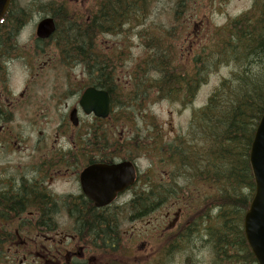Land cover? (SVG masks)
<instances>
[{"label": "flooded vegetation", "instance_id": "af4514ba", "mask_svg": "<svg viewBox=\"0 0 264 264\" xmlns=\"http://www.w3.org/2000/svg\"><path fill=\"white\" fill-rule=\"evenodd\" d=\"M55 1L60 13L73 10L76 19L87 21L107 4ZM14 10H20L22 23L0 22V264H173L174 236L194 223L185 226L193 209L177 205L175 211L174 202L158 200L157 160L126 150L122 133H108L110 118L88 114L80 106L85 89L92 86L87 73L61 71L65 76L55 77L47 97L43 85L51 72L42 69L62 61L60 41L54 34L37 37L38 24L30 33L26 21L31 9ZM46 17L56 23L53 7L39 21ZM46 45L51 50L42 48ZM12 63L25 74L23 86L10 77ZM74 110L78 125L71 119ZM95 120L105 122L106 134L92 133ZM141 158L149 160L148 166ZM124 162L133 165L135 181L108 203L93 199L82 182L84 170ZM147 171L146 181L142 173ZM148 191L151 197L143 198Z\"/></svg>", "mask_w": 264, "mask_h": 264}, {"label": "trees", "instance_id": "16d2710c", "mask_svg": "<svg viewBox=\"0 0 264 264\" xmlns=\"http://www.w3.org/2000/svg\"><path fill=\"white\" fill-rule=\"evenodd\" d=\"M148 2L107 0L91 21L76 19L73 10L60 13L52 5L53 37L60 41L62 62L81 67L88 85L110 94L109 134H124L122 118L133 122L137 135L144 132L145 148L151 155L157 151L169 170L157 173L156 198L193 209L185 226L189 220L194 223L173 239V251L179 245L181 255L192 258L190 246L197 241L211 248L218 262L257 264L245 237L244 216L255 193L250 150L264 112V0H254L249 10L216 27L198 48L184 50L177 41L156 43L149 36L145 55L126 67L122 48L107 54L95 41L101 34L123 31L125 23L134 28L132 22L142 21ZM14 8L12 3L1 22L22 23L20 10ZM224 66L231 67L230 77L220 81L204 106L194 109L184 135L166 142L155 118H149L148 105L162 99L193 104L201 86ZM139 121L146 123L143 132ZM92 133L106 134L105 122L95 120ZM142 197L150 198V191ZM189 200L193 203L186 204ZM185 261L184 254L180 264Z\"/></svg>", "mask_w": 264, "mask_h": 264}, {"label": "rangeland", "instance_id": "374dc122", "mask_svg": "<svg viewBox=\"0 0 264 264\" xmlns=\"http://www.w3.org/2000/svg\"><path fill=\"white\" fill-rule=\"evenodd\" d=\"M55 0H13L15 9L17 8H29L31 14L28 15V30H31L39 22V18L44 10L50 9L55 4ZM143 2H141L142 4ZM254 0H149L147 3V10L144 12L142 21H134L125 23L123 31L117 33H106L105 35H99L96 39V44L102 46L105 53L122 48L124 52V59L127 63L126 67H132L134 63L142 58L146 53L145 42L149 36H154L155 42H163V40L171 39L177 41L178 46H182L183 49L190 48L191 45L198 48L205 40L207 35L218 26H222L227 23L231 18L238 16L244 11H247L253 5ZM140 4V6H141ZM187 22V27H185ZM102 39V43L99 41ZM148 46V44L146 45ZM45 50H51V46L46 45ZM31 53L33 52L32 46L29 48ZM49 58H45L47 60ZM43 60V61H44ZM42 61V63H43ZM57 65V67H56ZM10 77L17 83L18 86H23L25 74L22 72L19 64H11ZM46 73L51 72V80L43 85L47 91V97L49 96L52 87L55 84V77L65 76L61 71H73L77 74L81 73V67L76 65L67 64L62 61L54 62L50 69H42ZM232 69L231 67H221L218 71L214 72L209 80L201 86L198 91V95L193 104L187 107L183 106L181 102H175L169 99H162L160 101L152 102L148 105L147 110L149 118H155V123L159 127V131L162 136L165 137L166 142L172 141L179 135H184V132L189 128L191 119L193 117L194 109L204 106L208 100V97L213 93L216 87L219 85L223 78L230 77ZM231 72V73H230ZM57 73H60L57 75ZM74 75V74H73ZM75 76V75H74ZM41 78V75L39 76ZM44 82L48 81V75H45ZM121 77H124L122 75ZM41 79L37 80L40 81ZM38 83V82H37ZM73 101H69L72 104ZM66 108V105H65ZM64 109V103H62L61 110ZM56 109L51 110L52 114ZM124 125V137L125 140L131 137L133 142L126 143V150H134L141 156H150L157 160L158 163V176L169 171L157 157V151L151 155L145 148L144 142V130L145 122L139 121L142 126V132L140 135L136 133V127L133 126V122L122 118L119 122ZM109 124V123H108ZM106 125V124H105ZM118 131L120 130L117 129ZM157 128L154 130L156 131ZM118 133V132H117ZM146 153L145 154H143ZM144 166H148L149 160L147 158H141ZM151 172H143L142 177L145 179ZM147 181V179H145ZM210 202V201H208ZM175 205V207H174ZM177 203L173 204L174 210L177 209ZM217 210V209H216ZM176 211V210H175ZM218 211V210H217ZM176 238V236H174ZM180 238L177 240L179 242ZM201 241L200 239H198ZM194 246L191 243L192 258L185 254L187 261L185 264H204L211 262V264H224V262H218L216 254H212L211 248L204 247L203 242H197ZM188 248L185 246V249ZM182 247L174 248L173 251V264H180L183 260L181 255Z\"/></svg>", "mask_w": 264, "mask_h": 264}, {"label": "water", "instance_id": "95a60500", "mask_svg": "<svg viewBox=\"0 0 264 264\" xmlns=\"http://www.w3.org/2000/svg\"><path fill=\"white\" fill-rule=\"evenodd\" d=\"M12 0H0V20L7 13ZM56 26L52 18L43 19L38 26L37 35L50 37ZM80 106L88 114L107 118L111 111V98L107 91L95 87L87 88ZM71 119L78 125L77 119ZM250 164L255 180V194L244 216V232L248 245L258 264H264V112L257 126L250 150ZM136 172L131 163L118 165H94L82 173V182L93 199L110 202L114 195L135 181ZM110 192L112 196H108Z\"/></svg>", "mask_w": 264, "mask_h": 264}]
</instances>
